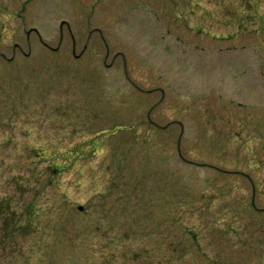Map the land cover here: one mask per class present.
<instances>
[{
	"label": "rangeland",
	"instance_id": "obj_1",
	"mask_svg": "<svg viewBox=\"0 0 264 264\" xmlns=\"http://www.w3.org/2000/svg\"><path fill=\"white\" fill-rule=\"evenodd\" d=\"M0 264H264V0H0Z\"/></svg>",
	"mask_w": 264,
	"mask_h": 264
},
{
	"label": "flooded vegetation",
	"instance_id": "obj_2",
	"mask_svg": "<svg viewBox=\"0 0 264 264\" xmlns=\"http://www.w3.org/2000/svg\"><path fill=\"white\" fill-rule=\"evenodd\" d=\"M65 23V22H64ZM63 24V23H62ZM89 37L86 39V43H85V46H84V50H86L88 48V45L92 39V33L93 31H96V32H99L101 34V37H102V40L104 41L105 45L107 46V57L109 56L110 54V51H111V48L109 46V44H107V41H106V38H105V35L104 33L102 32L101 28L100 27H95L93 29H89ZM173 32L171 29H168V34ZM71 35L73 36V41H74V56H79L76 54V39L74 37V33L73 32H70ZM63 39V34H61V40ZM142 64H144L149 70L150 72L152 71L153 73H155L159 78H161L162 80L164 79H167L168 76L166 75V72L171 74V73H177L180 69L179 67H184V66H189V65H182L180 64V62L178 60H171L172 62L174 63H177V64H168V63H164V60H139ZM159 61H162V63H159ZM126 63L125 62V67H126V73L128 74V71H127V66H126ZM103 64L105 67H112L114 64L113 62H109L105 59L103 61ZM171 67V68H169ZM177 67V68H176ZM165 87V86H163ZM163 87H160V86H156V88H152V89H148L146 92L147 93H151L155 90H160L161 93H162V99L165 98V89ZM169 88V86H168ZM157 107L158 106H155V107H150L149 110H148V121L152 124V125H155V126H159L151 117V114H153L156 110H157ZM180 123V122H179ZM181 126L183 127V124H181ZM163 128H167L169 127L168 124H166L165 126H161Z\"/></svg>",
	"mask_w": 264,
	"mask_h": 264
},
{
	"label": "trees",
	"instance_id": "obj_3",
	"mask_svg": "<svg viewBox=\"0 0 264 264\" xmlns=\"http://www.w3.org/2000/svg\"><path fill=\"white\" fill-rule=\"evenodd\" d=\"M17 226H18V227H17V228H18V230H19V228H20V227H24L22 224H20V225H17ZM18 230H17V231H18Z\"/></svg>",
	"mask_w": 264,
	"mask_h": 264
}]
</instances>
